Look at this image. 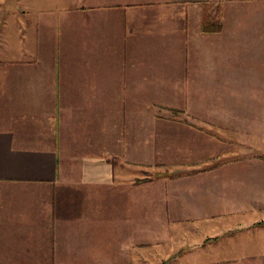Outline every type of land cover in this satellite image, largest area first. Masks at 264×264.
<instances>
[{
  "label": "crops",
  "instance_id": "crops-1",
  "mask_svg": "<svg viewBox=\"0 0 264 264\" xmlns=\"http://www.w3.org/2000/svg\"><path fill=\"white\" fill-rule=\"evenodd\" d=\"M260 82L264 0H0V264H264Z\"/></svg>",
  "mask_w": 264,
  "mask_h": 264
},
{
  "label": "rangeland",
  "instance_id": "rangeland-1",
  "mask_svg": "<svg viewBox=\"0 0 264 264\" xmlns=\"http://www.w3.org/2000/svg\"><path fill=\"white\" fill-rule=\"evenodd\" d=\"M261 84L264 83L260 82L259 85L260 92H257L256 90L254 92L253 89L251 88V92L255 96L250 98V106H256V107L264 106V88L261 87ZM257 94H259L260 97H257ZM249 117H250L249 123L245 125L244 131L242 132L243 133V140L241 141L242 145L240 146L237 145L236 144L237 141L235 138L234 156H239L245 153H249L250 157L254 156L264 160V113H256V114L251 113ZM187 231L191 234L193 233V229H189V230L187 229ZM176 244H180V243L178 242L171 243L172 246L173 245L176 246ZM193 244H189V245H193ZM166 260L167 259H164L163 262L165 263ZM170 260H173V258H171Z\"/></svg>",
  "mask_w": 264,
  "mask_h": 264
},
{
  "label": "trees",
  "instance_id": "trees-1",
  "mask_svg": "<svg viewBox=\"0 0 264 264\" xmlns=\"http://www.w3.org/2000/svg\"><path fill=\"white\" fill-rule=\"evenodd\" d=\"M205 27H208V26H205Z\"/></svg>",
  "mask_w": 264,
  "mask_h": 264
}]
</instances>
